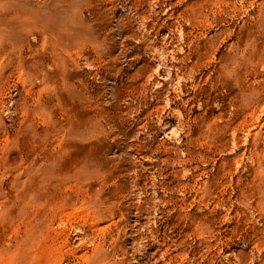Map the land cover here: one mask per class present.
I'll list each match as a JSON object with an SVG mask.
<instances>
[{
  "label": "rangeland",
  "instance_id": "374dc122",
  "mask_svg": "<svg viewBox=\"0 0 264 264\" xmlns=\"http://www.w3.org/2000/svg\"><path fill=\"white\" fill-rule=\"evenodd\" d=\"M0 264H264V0H0Z\"/></svg>",
  "mask_w": 264,
  "mask_h": 264
}]
</instances>
